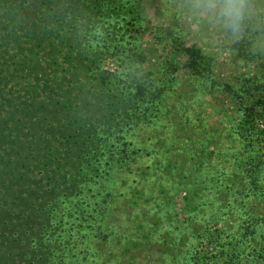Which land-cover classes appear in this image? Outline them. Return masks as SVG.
<instances>
[{"label": "rangeland", "instance_id": "1", "mask_svg": "<svg viewBox=\"0 0 264 264\" xmlns=\"http://www.w3.org/2000/svg\"><path fill=\"white\" fill-rule=\"evenodd\" d=\"M243 2L0 0V264H264Z\"/></svg>", "mask_w": 264, "mask_h": 264}, {"label": "clouds", "instance_id": "2", "mask_svg": "<svg viewBox=\"0 0 264 264\" xmlns=\"http://www.w3.org/2000/svg\"><path fill=\"white\" fill-rule=\"evenodd\" d=\"M232 7H240V5H232ZM242 8L247 20V28L252 33L257 46L264 48V0H244ZM224 19L219 17L213 24L202 27L200 31L211 36L220 30Z\"/></svg>", "mask_w": 264, "mask_h": 264}, {"label": "trees", "instance_id": "3", "mask_svg": "<svg viewBox=\"0 0 264 264\" xmlns=\"http://www.w3.org/2000/svg\"><path fill=\"white\" fill-rule=\"evenodd\" d=\"M100 24L99 23H96L95 26H99ZM105 32V31H104ZM92 49L95 51V52H98V57L101 58V56L103 55V53L106 52V48H108L107 44H106V40H105V37L104 36H101L100 40H98L97 42H93L92 44ZM150 92V89L147 90V95L149 94ZM151 94V92H150ZM131 123V121H128L125 123V125L129 126ZM83 125V127L86 129L84 130L83 132L84 133H88V137H91V133H96L99 131V128L102 127L101 124H91L89 126H86L85 124H81ZM81 125H78V129H80ZM126 127V126H124ZM124 127L122 129H124ZM128 129V128H127ZM76 149V150H75ZM73 150H75V153H78L79 152V148H73ZM98 162V161H97ZM82 163V162H81ZM95 169L97 171H99L100 169L98 168V166L95 167ZM6 263L9 264V260H6Z\"/></svg>", "mask_w": 264, "mask_h": 264}]
</instances>
